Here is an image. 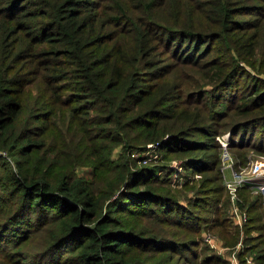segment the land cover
<instances>
[{
  "label": "trees",
  "instance_id": "trees-1",
  "mask_svg": "<svg viewBox=\"0 0 264 264\" xmlns=\"http://www.w3.org/2000/svg\"><path fill=\"white\" fill-rule=\"evenodd\" d=\"M228 117L264 128V0H0V264H230L211 228L264 264L262 199L228 217ZM167 154L202 174L187 204Z\"/></svg>",
  "mask_w": 264,
  "mask_h": 264
},
{
  "label": "rangeland",
  "instance_id": "rangeland-1",
  "mask_svg": "<svg viewBox=\"0 0 264 264\" xmlns=\"http://www.w3.org/2000/svg\"><path fill=\"white\" fill-rule=\"evenodd\" d=\"M107 1L109 5L112 4V0H107ZM189 71L187 73H189ZM197 79H200V76L197 75ZM206 87L207 89H210V90L213 88L211 85H208ZM211 101H216V103H214L212 107L217 108V106L220 107V103L222 99L213 98V99L207 100L206 103L208 104V107ZM230 105L233 106V103L231 102ZM238 117H240V115H238ZM218 122L223 123V128H222L223 132L220 135H217L216 139L221 145L218 151L220 152V155L222 158L221 171H222V175L224 179L223 183L226 185V178L229 179L232 174V169L231 167H226L227 164L231 163L233 165V168L237 171L248 172V171H252L253 168L254 169L256 168L257 162L264 161V128L260 125L255 124L252 127H250L248 130L245 129L244 131L246 132L244 134L242 133V135L244 136L242 138L243 143H240L241 134L236 136L237 141L235 140L234 142L232 140L233 139L232 137H234V135H232V131L229 128L230 126H227L230 122L229 117L226 119L220 118ZM144 151H145L144 154L146 155V158L148 159V164L151 163V161L156 162V163L160 162V157H162L163 153L160 152L158 148L157 149L155 147L146 148V150ZM117 152L118 151H116V153ZM166 156L167 157H165L164 160L162 161L164 162L165 165H168L169 170H167L168 168L167 169L164 168L162 170V173L163 175L167 174L169 177H171L172 189L178 194L181 203L187 204L189 197L193 198L197 196L196 191L193 190L192 188H189V186L198 187L203 179L202 174L196 173L195 175H193L191 171L186 170L184 165L180 164V158L178 155L167 154ZM261 166H264V163ZM85 171H88L87 167L86 169H81L82 174L83 172L85 173ZM211 174H213V172H208L207 175H211ZM243 187H247L249 197L251 199L258 198V195L255 193L256 187L254 186L253 183H251L250 185L247 184ZM243 187L239 188L238 190V196H239L240 201L241 199H243V196L241 194V190ZM225 197L226 198L229 197L232 202L231 195L227 189H226V193L224 194V199ZM231 209H232V205H231ZM231 209L228 213V217L232 219ZM205 215H209L210 217H212V219H214L215 217V215L212 213H207ZM214 229H218V228H211V229L204 230L203 231L204 239H205V236L214 237L215 243L218 248L212 247L211 245L210 246L213 248L215 252L221 254L231 264V261L229 260L228 255L231 253V251H233L232 248L234 246L227 245L222 239L221 237L222 235L217 230H214ZM205 241H206L205 243H207V240ZM219 248H223L224 250L220 251Z\"/></svg>",
  "mask_w": 264,
  "mask_h": 264
},
{
  "label": "built area",
  "instance_id": "built-area-1",
  "mask_svg": "<svg viewBox=\"0 0 264 264\" xmlns=\"http://www.w3.org/2000/svg\"><path fill=\"white\" fill-rule=\"evenodd\" d=\"M156 145L154 143H149L147 145V148H154ZM146 150V149H145ZM149 150V149H147ZM5 153V152H4ZM145 151H139L135 150L132 152L133 157H142L141 161L144 163L148 162V159L146 158V155L144 154ZM264 161L257 162L256 168L252 171L244 172V171H237L233 168V165L231 163L227 164L226 167H231L232 174L231 177L228 179L226 178V187L228 192L231 195L232 199V209H231V217L233 221L238 225H243L246 223L249 219L248 212L244 209H241L238 205L239 196H238V190L239 188L250 185L251 183L254 184L256 187L255 193L262 199V202L264 204ZM205 240L212 246L217 247L215 243V238L212 236H205ZM242 241L238 243L237 246L233 247L231 253L228 255L229 260L231 261V264H255V260L253 255H248L245 257V263H243L239 256V251L242 248ZM220 251H223V248H219Z\"/></svg>",
  "mask_w": 264,
  "mask_h": 264
}]
</instances>
